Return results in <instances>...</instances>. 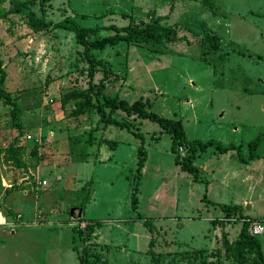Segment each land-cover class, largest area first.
Here are the masks:
<instances>
[{
    "label": "rangeland",
    "instance_id": "1",
    "mask_svg": "<svg viewBox=\"0 0 264 264\" xmlns=\"http://www.w3.org/2000/svg\"><path fill=\"white\" fill-rule=\"evenodd\" d=\"M202 1L46 0L44 16L52 23L68 16L83 27H122L161 16L159 24L174 27L180 37L164 46L118 43L92 52L115 76L105 84L106 96L128 103L146 99L154 114L180 121L187 141L214 140L194 151L192 176L173 163L170 136L157 123L128 118L145 151L137 182V138L114 127L100 136L96 117L78 121L59 106V96L86 87V63L72 35L51 28L33 33L17 14L0 19V149L20 146L23 163L17 168L0 161V212L14 217L12 225L0 227V264H78L77 255L90 259L95 253L105 264H165L172 258L174 264H233L221 234L232 241L239 222L209 220L221 216L219 205L232 204L245 216L264 217V0H205L210 9ZM32 9L39 15L37 5ZM109 34L99 28L95 37ZM32 88L41 89V105L18 111L17 128L11 104ZM99 137L117 142L112 160L101 164L93 161L102 156ZM256 137L253 159L245 162ZM231 144L236 148L217 153L216 145ZM37 180L45 184L35 188ZM87 191L92 199L76 218ZM77 219L80 228L99 223L92 238L77 239L71 231ZM258 240L264 255V235Z\"/></svg>",
    "mask_w": 264,
    "mask_h": 264
},
{
    "label": "trees",
    "instance_id": "2",
    "mask_svg": "<svg viewBox=\"0 0 264 264\" xmlns=\"http://www.w3.org/2000/svg\"><path fill=\"white\" fill-rule=\"evenodd\" d=\"M36 1V4H34ZM6 2L7 7L4 9L2 4ZM33 3V4H32ZM46 0H0V19H4L9 14H17L25 19V24L31 32H45L47 29H58L62 30L68 34H71L74 42L81 48V57L86 63L85 76H86V87L85 88H72L66 93L58 97L59 106L65 110L68 118H72L78 121H82L83 118L96 117V127L99 129L100 136L107 130L108 127H114L116 129H125L134 138H137L140 142L137 149L136 155L137 159L135 162V176L134 181H138L139 172L145 159V151L142 147V135L138 132V129L134 127L131 130L128 118H131V122L136 119L148 120L155 122L170 136V152L173 154V163L179 166L180 170L189 172L192 176L196 174V167L192 164L191 156H193L194 151L197 149L203 150L206 146L213 145L214 140H207L205 142H200L196 140L187 141L185 138L184 130L180 121L171 120L164 117H160L149 110L150 104L148 100H143L141 98L136 99L133 102L128 103L124 99H118L117 96H106L104 92L105 84L114 76V74L105 67L104 63L93 57V51H103L107 47L115 46L118 43H127L133 45L142 44H152L157 46H164L165 44L172 43L179 40L177 32L174 27L161 26L159 20L164 17H153L151 21L147 22H132L129 20L126 26L117 27L115 25H107L104 27H83L79 25L76 21L70 17H65L52 23L50 20L45 19L44 14L45 8L49 4ZM202 3L208 6L205 0ZM37 5L39 15L33 11L32 6ZM51 6V5H50ZM210 9V7L208 6ZM212 12V10H211ZM213 13V12H212ZM123 16V15H122ZM151 18V17H150ZM99 28L111 31V34L95 37L96 32ZM100 72L101 76L96 83L93 82V77L96 73ZM3 70L1 68L0 61V84L3 80ZM44 84H48V79L44 80ZM41 89L32 88L21 92L20 103H12V109L10 111V119L12 125L19 128L18 124L15 122L16 114L21 110H34L39 108L41 105ZM3 97V93L0 89V97ZM69 104L70 107H67ZM68 109V110H67ZM67 110V111H66ZM121 112V113H118ZM120 116H119V115ZM125 116H124V115ZM134 123V122H132ZM94 127V128H96ZM93 131V130H92ZM92 131H87V138L85 143L89 146L92 144ZM100 138V137H99ZM259 137L253 139L248 144V157L244 160L245 162L251 161L253 159L252 149ZM98 145L109 146L114 148L117 145L116 141H112L105 138H100ZM97 145V146H98ZM99 147V146H98ZM182 147L186 149L188 153L181 157L177 148ZM217 153H225L229 149L236 148L234 145H227L226 147H221L219 145L215 146ZM37 149L36 143H33L31 153H35ZM22 151L20 146L9 145L4 149H0V161L11 162L14 167L21 168L23 163L19 159V152ZM186 153V152H185ZM238 159L242 158L240 152L237 151ZM83 159V155H82ZM134 182L131 186L130 204L131 209L135 211L136 207V197L137 183ZM83 190L78 191L81 193ZM90 196L89 191L85 192L83 196L80 197L78 206L83 209L88 198ZM221 217L223 218H234L231 223L222 222L217 220V218L210 219L209 222L212 224H235L239 222L240 228L232 241L226 239V236L221 234V246L226 254L231 258L233 264H264V255L260 249V242L258 240L259 236H252L248 230L249 223L254 221H263L264 217H249L242 214L241 207L239 205H219ZM139 220L141 217L136 216ZM142 224L147 228V220H141ZM78 225L71 228V231L75 233L77 239L84 242L87 238H92L93 225H98L99 223L88 222L85 223L83 228H80L81 219H77ZM263 236V235H261ZM73 241V239H72ZM151 241L148 242V252L150 253L151 260H153V253L151 251ZM74 250V249H73ZM75 251V250H74ZM196 254L200 253V250H195ZM77 254V253H76ZM183 257L180 254V259ZM176 259L172 258L170 263L174 264ZM154 261V260H153ZM78 264H105L101 260L98 254H92L90 259L81 257L77 255ZM154 264H160V262L154 261Z\"/></svg>",
    "mask_w": 264,
    "mask_h": 264
},
{
    "label": "built area",
    "instance_id": "3",
    "mask_svg": "<svg viewBox=\"0 0 264 264\" xmlns=\"http://www.w3.org/2000/svg\"><path fill=\"white\" fill-rule=\"evenodd\" d=\"M177 152L180 156H183L186 152V149H183L182 147H178ZM44 184H45V181H43V180L37 181V185H39V186H42ZM15 217H16V219H18L19 215H16ZM217 220H221L222 222H226V223H231L234 221V218H232V217L223 218L220 216L219 218H217ZM3 225H7V226L12 225V222L9 223V221L6 219L4 214H2V212H0V227ZM80 225L82 226L83 223ZM248 230L252 236L264 235V220L263 221H254V222L249 223Z\"/></svg>",
    "mask_w": 264,
    "mask_h": 264
},
{
    "label": "crops",
    "instance_id": "4",
    "mask_svg": "<svg viewBox=\"0 0 264 264\" xmlns=\"http://www.w3.org/2000/svg\"><path fill=\"white\" fill-rule=\"evenodd\" d=\"M34 143H38V141L37 140H34ZM105 145H101V146H99V148H98V151H99V155H102V156H100L99 158H97L96 160H93V161H96L98 164H101V163H105L106 161H111L112 159H111V157H112V152L115 150V148H116V146L114 147V148H110L109 146H105V147H107V148H105L104 147ZM203 168H204V166H203ZM221 175L222 176H225L226 175V173H221ZM248 177L249 176H247V175H242V180H245L246 178L248 179ZM5 178V177H4ZM3 177H2V180H1V184L2 183H4L5 182V179H4ZM37 181H40V180H37ZM37 181L35 182V188H39V187H42V186H39V185H37ZM5 184V183H4ZM92 194H93V192H91L90 193V196H89V198H88V200H87V202H89L91 199H92ZM10 198H12V197H8V199H10ZM87 202H86V204H87ZM244 202V201H243ZM85 204V205H86ZM85 205H84V208L83 209H81L82 211H81V214H84V209H85ZM233 205H238V204H233ZM3 210H8V211H11L10 209H6V208H2ZM11 212H13V211H11ZM4 216L6 217V219L9 221V223H11V220L14 218L13 217V215H11V216H7V215H5L4 214ZM16 216V215H15ZM81 216V215H80ZM220 216V215H219ZM259 218H262V217H260V216H258ZM15 219H16V217H15ZM18 219H20V217L18 218Z\"/></svg>",
    "mask_w": 264,
    "mask_h": 264
},
{
    "label": "water",
    "instance_id": "5",
    "mask_svg": "<svg viewBox=\"0 0 264 264\" xmlns=\"http://www.w3.org/2000/svg\"><path fill=\"white\" fill-rule=\"evenodd\" d=\"M81 211H82L81 209H78V210H77V214H76V216H75L76 218H79V217H80V215H81ZM72 212H73V209H70V210H69V214L71 215Z\"/></svg>",
    "mask_w": 264,
    "mask_h": 264
}]
</instances>
